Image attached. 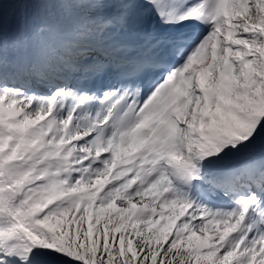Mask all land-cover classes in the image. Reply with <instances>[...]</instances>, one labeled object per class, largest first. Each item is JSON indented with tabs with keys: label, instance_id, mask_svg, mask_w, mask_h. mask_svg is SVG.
<instances>
[{
	"label": "snow or ice",
	"instance_id": "snow-or-ice-1",
	"mask_svg": "<svg viewBox=\"0 0 264 264\" xmlns=\"http://www.w3.org/2000/svg\"><path fill=\"white\" fill-rule=\"evenodd\" d=\"M0 264H264V0H0Z\"/></svg>",
	"mask_w": 264,
	"mask_h": 264
}]
</instances>
